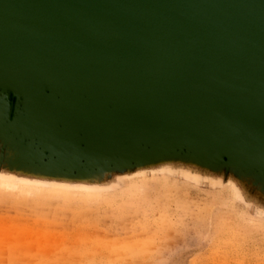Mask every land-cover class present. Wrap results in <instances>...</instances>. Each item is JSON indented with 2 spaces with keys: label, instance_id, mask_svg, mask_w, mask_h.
Returning a JSON list of instances; mask_svg holds the SVG:
<instances>
[{
  "label": "water",
  "instance_id": "95a60500",
  "mask_svg": "<svg viewBox=\"0 0 264 264\" xmlns=\"http://www.w3.org/2000/svg\"><path fill=\"white\" fill-rule=\"evenodd\" d=\"M0 95L24 166L264 176V0H0Z\"/></svg>",
  "mask_w": 264,
  "mask_h": 264
},
{
  "label": "rangeland",
  "instance_id": "374dc122",
  "mask_svg": "<svg viewBox=\"0 0 264 264\" xmlns=\"http://www.w3.org/2000/svg\"><path fill=\"white\" fill-rule=\"evenodd\" d=\"M11 100L0 95V264H264L262 174L178 154L61 180L4 138Z\"/></svg>",
  "mask_w": 264,
  "mask_h": 264
},
{
  "label": "bare ground",
  "instance_id": "6f19581e",
  "mask_svg": "<svg viewBox=\"0 0 264 264\" xmlns=\"http://www.w3.org/2000/svg\"><path fill=\"white\" fill-rule=\"evenodd\" d=\"M165 161H167V160H162V162H165ZM168 161H170V160H168ZM0 164H1V166H2V164L4 165V167L6 168V166H5V164L3 163V161H2V159H1V155H0ZM148 166H150L151 168L154 166H152V163L150 162V163H146V164H143V165H140V167H139V169H143V168H145V167H148ZM138 169V170H139ZM12 171H15V172H24L25 174H26V172L25 171H22V170H12ZM127 171H131L130 169H127V170H125V171H122V172H127ZM118 173H121V172H118ZM55 178H61V180H70V181H74V180H72L71 179V177H69V176H61V177H55ZM92 178H95V176H93V177H90V179H92ZM89 178L87 179V180H90Z\"/></svg>",
  "mask_w": 264,
  "mask_h": 264
}]
</instances>
